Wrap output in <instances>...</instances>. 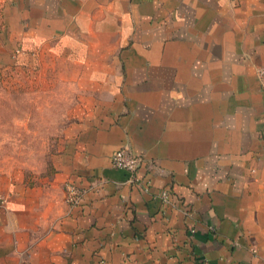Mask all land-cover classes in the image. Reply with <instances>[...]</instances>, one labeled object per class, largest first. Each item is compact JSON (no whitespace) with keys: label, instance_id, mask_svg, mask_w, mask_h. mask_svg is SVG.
<instances>
[{"label":"crops","instance_id":"1","mask_svg":"<svg viewBox=\"0 0 264 264\" xmlns=\"http://www.w3.org/2000/svg\"><path fill=\"white\" fill-rule=\"evenodd\" d=\"M260 65L264 0H0V145L55 129L0 151V264H264Z\"/></svg>","mask_w":264,"mask_h":264},{"label":"rangeland","instance_id":"2","mask_svg":"<svg viewBox=\"0 0 264 264\" xmlns=\"http://www.w3.org/2000/svg\"><path fill=\"white\" fill-rule=\"evenodd\" d=\"M3 100V97L0 96V101ZM2 105L5 107L4 104ZM20 115H22V113H20ZM54 117L55 114H52V118H49L48 116V124H51L49 119H53ZM2 119L3 116L0 120ZM4 135H6V130L0 129V139ZM54 136L55 129L47 128L43 131L32 129L26 132L17 128L15 130L13 140L10 141L11 143L9 145H0V151L3 153L8 150L13 151L16 155V164H28L32 166L43 165L45 163L47 164L54 149L52 143Z\"/></svg>","mask_w":264,"mask_h":264},{"label":"built area","instance_id":"3","mask_svg":"<svg viewBox=\"0 0 264 264\" xmlns=\"http://www.w3.org/2000/svg\"><path fill=\"white\" fill-rule=\"evenodd\" d=\"M257 80L259 82L260 89L264 92V65L256 67L255 70ZM111 165L115 168L124 170L129 174V181L132 179L134 171L141 165L142 161L139 157L129 152L127 149H118L111 154ZM64 202L70 206H77L83 197V190L77 186L67 182L63 186ZM159 196L165 201L166 192L161 191ZM6 202V198L0 193V207H3Z\"/></svg>","mask_w":264,"mask_h":264}]
</instances>
